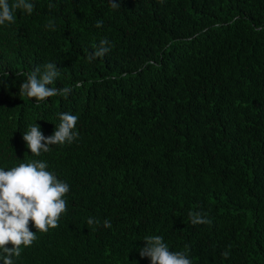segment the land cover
<instances>
[{
    "label": "trees",
    "instance_id": "trees-1",
    "mask_svg": "<svg viewBox=\"0 0 264 264\" xmlns=\"http://www.w3.org/2000/svg\"><path fill=\"white\" fill-rule=\"evenodd\" d=\"M29 2L0 26V168L44 161L69 192L14 264H150L149 235L192 264H264V0ZM48 62L71 93L21 96ZM61 113L78 137L31 154L23 134L52 135Z\"/></svg>",
    "mask_w": 264,
    "mask_h": 264
},
{
    "label": "clouds",
    "instance_id": "clouds-1",
    "mask_svg": "<svg viewBox=\"0 0 264 264\" xmlns=\"http://www.w3.org/2000/svg\"><path fill=\"white\" fill-rule=\"evenodd\" d=\"M110 3L113 9L120 8L118 0H110ZM17 9L30 15L34 5L29 0H14L11 4L9 0H0V26L14 23ZM96 26L101 27L102 21H97ZM46 27H54V22L49 20ZM110 49V41L103 38L89 52L87 59L91 62L103 58ZM59 75L60 70L53 62L46 63L43 69L36 67L20 84L19 94L36 103L57 95L66 97L71 88L49 87ZM59 119L52 135L45 137L37 124L23 134L22 139L31 154L39 156L48 152L51 145L72 143L78 137L76 115L61 113ZM47 169L44 161L20 163L7 170L0 168V260L3 264H14V258L21 256L22 247H30L37 239L36 232L46 233L57 228L60 217L67 211L64 197L69 192V185ZM189 218L192 225L210 223L198 212H190ZM95 223L99 221L88 218V225ZM103 226L110 228L111 222L105 220ZM31 228H35V232ZM142 240L144 247L139 249V256L148 258L150 264H192L187 246L184 251H170L160 235L145 236ZM223 255L227 258L228 252Z\"/></svg>",
    "mask_w": 264,
    "mask_h": 264
}]
</instances>
